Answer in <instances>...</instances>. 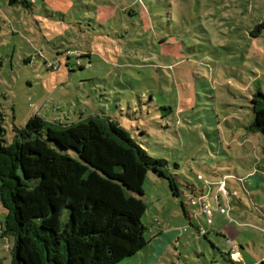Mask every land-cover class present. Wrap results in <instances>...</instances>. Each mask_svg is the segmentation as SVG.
Wrapping results in <instances>:
<instances>
[{
    "label": "rangeland",
    "instance_id": "rangeland-1",
    "mask_svg": "<svg viewBox=\"0 0 264 264\" xmlns=\"http://www.w3.org/2000/svg\"><path fill=\"white\" fill-rule=\"evenodd\" d=\"M261 23L264 0H0L5 144L35 114L110 117L179 188L150 170L131 192L148 243L117 264H234L233 250L264 264V135L250 129ZM5 216L0 202V264H12Z\"/></svg>",
    "mask_w": 264,
    "mask_h": 264
},
{
    "label": "trees",
    "instance_id": "trees-1",
    "mask_svg": "<svg viewBox=\"0 0 264 264\" xmlns=\"http://www.w3.org/2000/svg\"><path fill=\"white\" fill-rule=\"evenodd\" d=\"M252 101L250 129L264 135V93ZM14 131L5 144L0 109V202L3 234L15 237L12 264H117L148 243L145 205L131 192L142 190L149 171L168 178L179 195L168 162L110 117L56 126L35 114Z\"/></svg>",
    "mask_w": 264,
    "mask_h": 264
},
{
    "label": "built area",
    "instance_id": "built-area-1",
    "mask_svg": "<svg viewBox=\"0 0 264 264\" xmlns=\"http://www.w3.org/2000/svg\"><path fill=\"white\" fill-rule=\"evenodd\" d=\"M221 187V189L223 190V191H226V188L223 186V185H221L220 186ZM202 211H203V213H205V214H210V212H211V210H210V207L207 205V204H203L202 205ZM235 253V250L232 252V255ZM236 260H238V257L236 258Z\"/></svg>",
    "mask_w": 264,
    "mask_h": 264
},
{
    "label": "crops",
    "instance_id": "crops-1",
    "mask_svg": "<svg viewBox=\"0 0 264 264\" xmlns=\"http://www.w3.org/2000/svg\"><path fill=\"white\" fill-rule=\"evenodd\" d=\"M234 254H237V255H238V259H240L241 253H239V252L235 251V253H234ZM238 263H241V262H240V260L238 261Z\"/></svg>",
    "mask_w": 264,
    "mask_h": 264
}]
</instances>
